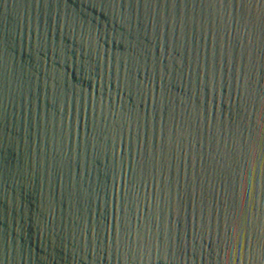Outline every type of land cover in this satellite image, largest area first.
<instances>
[{
  "label": "water",
  "instance_id": "water-1",
  "mask_svg": "<svg viewBox=\"0 0 264 264\" xmlns=\"http://www.w3.org/2000/svg\"><path fill=\"white\" fill-rule=\"evenodd\" d=\"M0 264H264V0H0Z\"/></svg>",
  "mask_w": 264,
  "mask_h": 264
}]
</instances>
